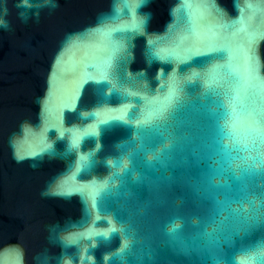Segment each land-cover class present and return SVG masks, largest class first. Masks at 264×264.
Instances as JSON below:
<instances>
[{"label": "water", "instance_id": "1", "mask_svg": "<svg viewBox=\"0 0 264 264\" xmlns=\"http://www.w3.org/2000/svg\"><path fill=\"white\" fill-rule=\"evenodd\" d=\"M180 2L0 0V21L6 25L0 26V264H227L237 249L264 242V170L258 167L250 179H233L231 170L243 161L215 154L211 129L198 107L160 135L138 132L136 120L128 119L144 111L143 102L125 100L103 85H83L75 108L63 107L83 62L99 57L97 42L103 39H84L65 52L63 76L53 77L69 37L101 23L125 28L146 21L139 31H116L111 39H122L128 54L122 57L130 77L124 87L149 100L162 99L173 78L183 83L219 53L184 63L150 62L148 41L164 38L162 46H174L186 27L180 17L187 13L216 24L237 19L240 9L252 17L256 35L249 83L264 103V3L193 0L187 12L174 13ZM249 3L261 10L251 13ZM228 79L227 72L220 73L225 103L231 96ZM192 91L182 95L191 97ZM239 115L242 134L243 108ZM43 145L49 147L40 152ZM89 153L95 163L79 165ZM61 180L71 195L55 194ZM233 196L242 204L232 202ZM226 199L218 209L216 202ZM245 217L254 220L245 225ZM173 224L178 228L169 231ZM233 229L240 237L228 239ZM236 259L244 257L237 253Z\"/></svg>", "mask_w": 264, "mask_h": 264}, {"label": "snow or ice", "instance_id": "2", "mask_svg": "<svg viewBox=\"0 0 264 264\" xmlns=\"http://www.w3.org/2000/svg\"><path fill=\"white\" fill-rule=\"evenodd\" d=\"M147 0H141L145 3ZM264 3V0H260ZM27 3V0H25ZM193 7V0H181L180 5L175 12ZM197 9L200 5H196ZM204 7H208L207 4ZM251 13L260 11L259 5L249 3L247 5ZM241 15L231 21L223 23L209 24L204 21L202 15L193 18L191 13L180 17L185 23L183 35L174 46H162V40H149L151 46L148 49V58L150 62L159 60L166 63L180 62L184 63L196 56H205L208 53H219L218 56H212L205 64L200 65L201 72L190 73L183 81L178 82L173 78L166 85V94L162 99L149 100L140 95L138 91H129L124 85L130 81L129 74L125 69V61L123 56L128 55L125 52L124 41L118 42L111 39L112 33L116 31H139L140 24H132L125 28H108L105 24L95 29H90L86 33L76 34L69 37L64 51L58 55L56 64L53 67V77H62L63 72L61 65L64 63L65 52L78 46L84 40H93L96 37H102L97 42V48L100 55L93 61L83 62L80 78L72 92L69 100L63 104L64 108L74 109L80 90L83 85L92 82L96 85H103L112 89L113 94L124 97L128 100L130 97L137 98L138 102L144 103V111L140 115L135 112L129 114V120H136V128L138 132L149 131L156 135H160L162 130H166L172 125V122L178 120L181 115L185 114L190 108L198 107L205 116L211 129L212 144L215 154L221 155L226 159H239L243 161L235 169L231 170V177L238 182L255 176L257 168L264 170V153L260 152V147L264 145V103L259 100V93L254 92L249 81L252 79L254 72L253 57L251 55L250 45L255 38V31L252 29L251 16L245 17L243 9H240ZM2 23V21H0ZM172 26H170V31ZM131 48V44L128 45ZM216 60L225 61V63H214ZM221 72H227L229 79L224 83L229 87L231 96L228 103L221 98L219 75ZM143 75V74H138ZM201 81H204L202 84ZM195 82V83H194ZM51 83V81H50ZM117 85L119 89H117ZM193 90L192 96L182 95L185 90ZM103 95V91H101ZM244 110V128L241 134L239 127L241 119L239 115L240 109ZM45 111H48L45 104ZM121 120L122 118H114ZM55 127V125H50ZM89 135L95 136V133ZM228 140L231 143L225 144ZM77 146L74 139L72 148ZM48 145H43L40 152H45ZM71 151V149H69ZM256 153L253 155V153ZM247 153L248 155H244ZM28 155H36V153H27ZM55 154V153H53ZM65 153L64 155H67ZM92 153L88 157L81 156L79 165H84L86 160H91ZM18 159H23L24 155L17 153ZM91 163H95L91 160ZM237 172L240 175H237ZM66 181L61 180L55 185V194L69 196L71 190L66 187ZM247 185L241 186L240 192L246 190ZM104 192L103 187L100 188ZM225 201H217L218 209H222ZM232 202L241 203L240 196H233ZM254 204V200L248 201ZM242 204V203H241ZM233 213L239 214L243 208L232 210ZM254 218L245 217L243 224L248 225L249 220ZM118 219V223H120ZM178 228L173 224L169 231ZM243 231L247 235V228ZM232 237L239 238L240 230L233 229L228 239ZM127 249V245L123 246ZM242 254L244 259L238 261L236 254ZM231 260L227 264H264V242L253 243L243 249H237Z\"/></svg>", "mask_w": 264, "mask_h": 264}, {"label": "clouds", "instance_id": "3", "mask_svg": "<svg viewBox=\"0 0 264 264\" xmlns=\"http://www.w3.org/2000/svg\"><path fill=\"white\" fill-rule=\"evenodd\" d=\"M0 26H6V25H4V24H3V21H2V23H0Z\"/></svg>", "mask_w": 264, "mask_h": 264}]
</instances>
